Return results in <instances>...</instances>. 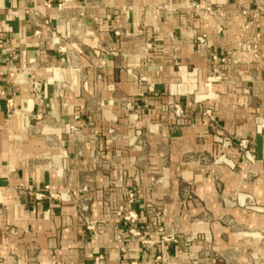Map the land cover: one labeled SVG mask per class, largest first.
Returning a JSON list of instances; mask_svg holds the SVG:
<instances>
[{"label": "crops", "instance_id": "1", "mask_svg": "<svg viewBox=\"0 0 264 264\" xmlns=\"http://www.w3.org/2000/svg\"><path fill=\"white\" fill-rule=\"evenodd\" d=\"M260 7L0 0V264H264Z\"/></svg>", "mask_w": 264, "mask_h": 264}, {"label": "built area", "instance_id": "2", "mask_svg": "<svg viewBox=\"0 0 264 264\" xmlns=\"http://www.w3.org/2000/svg\"><path fill=\"white\" fill-rule=\"evenodd\" d=\"M65 6V3L64 2H61L59 5H58V9L59 10H62ZM191 9H192V12L195 14V15H198V16H202V17H205L206 14L211 10L210 7H206L204 8L202 6V4H200L199 2L197 1H193V3L191 4ZM260 9L262 11H264V7H260ZM31 15L33 16H36V17H40V14L39 12L33 10V9H29L28 10ZM46 23H48V21H45ZM193 32V31H192ZM194 33V32H193ZM50 39H51V43H52V46H55V45H58L59 44V39L57 37V33L54 29H50ZM34 35L35 37L38 39L39 41V50H44L46 49L47 45H46V41H45V37H44V32H43V29L42 27H40L39 25L37 26V28L35 29L34 31ZM195 38H196V45L201 49V50H204V48L206 47V43H207V36L206 34H203V33H196L194 34ZM7 39L1 37L0 38V48H6L7 47ZM253 48L257 47L256 46V43H254L253 45H251ZM47 50V49H46ZM65 48H62L60 47L59 48V51H64ZM10 60L12 61H15L17 58H18V54L15 52V51H12L10 53ZM19 69H17L15 66L11 67L10 69H8V71H6L5 73H7V75H14L15 73H18ZM31 84H32V88L33 90L38 93L39 95V92L41 91L42 89V82L36 78L35 75H32V79H31ZM39 98H41V96L39 95ZM7 107L9 109H14L15 108V103H14V100L11 98V99H8L7 100ZM129 109H132V106L129 105ZM169 109L173 112V114L175 115V117L177 118H183L185 117V111H184V108L177 102L173 103L170 105ZM240 147L242 149H246L248 155H247V159L249 161H252L253 159H255V154L254 152L250 149V146H249V141L247 139H243L240 141L239 143ZM46 188H49V186H47ZM45 196L44 193H39L37 195V197L40 199V198H43ZM135 199V193L133 192H130L129 193V200L131 202H133ZM127 219L131 220V221H135V216L132 215V214H129V215H126L125 216ZM160 230H162V227L159 228ZM134 235H140V232H136V233H133ZM104 260V256L103 255H100L99 257L96 258V261H95V264H102Z\"/></svg>", "mask_w": 264, "mask_h": 264}]
</instances>
